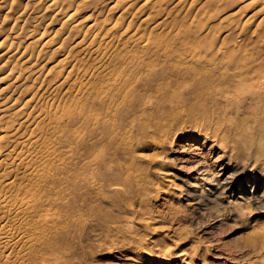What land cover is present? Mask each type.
Returning <instances> with one entry per match:
<instances>
[{"label": "rangeland", "instance_id": "374dc122", "mask_svg": "<svg viewBox=\"0 0 264 264\" xmlns=\"http://www.w3.org/2000/svg\"><path fill=\"white\" fill-rule=\"evenodd\" d=\"M26 1L6 0L13 8L1 10L5 19L0 22V53L9 40H20V45L13 58L0 61V104L13 105L12 112L34 93L36 100L32 105L41 100V95L45 97L59 86L58 96L51 101L70 111L60 124L59 132L49 140L56 141V153L49 157L48 165L55 175L53 184L46 183L36 196L39 203L48 202L43 214L55 215L57 220L49 230L51 237L39 247L42 253L51 245L53 250L40 256L35 263L260 264L264 261V248L248 242L246 231L252 223L264 222V209L258 204L233 207V196L226 199L215 195L211 190L214 179L217 182L216 178L226 168L229 173L234 171V165L226 155L217 157L218 150L210 154L209 144L199 136L197 128H191L186 136L180 134L182 127L198 126L202 123L200 120H190L186 116L170 118L164 125L165 134L158 133L152 125L145 139L139 140L144 135L141 126L148 122L147 114L153 110L151 99H154L143 84L147 80L156 84L155 73L163 74L167 70L159 67L154 73L146 65L135 63L170 65L173 58L189 59L192 56L201 65L209 67L207 63L211 59L217 62L215 58H222L217 50L227 46L233 55L232 63L246 59L253 61L257 57L264 59V20L251 19V14L246 12L257 11L264 0H140L137 6L144 1L147 6L141 10L135 6L122 14L110 8L112 0H63L61 5L53 0H33L42 3L41 17L25 12L20 14ZM69 2L73 3L70 12H57V7L64 10ZM94 5L100 11L98 21L103 22L95 32L85 34V41L95 38L94 41L104 49V33L109 24L116 22L117 28L112 35L117 50L128 45L124 44L128 36L120 35L123 27L131 31L139 26L142 35L166 45L159 50L145 47L132 51L124 58L111 48L113 65L104 64L110 77L92 80L86 86L83 98L65 97L63 93L70 91L71 84L80 81L81 73L93 65L96 54L80 61L72 69L69 83L63 84L56 72L68 71L70 67L61 60L67 52L76 55L72 40L63 42L59 52L54 51L56 43L64 37L61 35L67 32L62 27L63 16L73 13L69 24H75L79 19L85 20ZM145 15L147 19L143 21ZM30 17L33 27L24 35L20 33V26ZM239 18L244 20L240 26L245 29L242 36H237L233 29ZM155 25L158 27L153 29ZM205 26L207 29L203 30ZM60 30L63 32L58 34ZM5 35L11 37L6 42ZM24 47H27L25 55H31L35 67L30 77L19 83L16 77L26 76L23 64L19 63ZM241 51H246V56L240 57ZM219 66L215 67L222 69L215 73L220 77L230 78L236 71L232 64L221 63ZM250 75L247 72L241 77L247 79ZM18 83L20 88L13 92L9 86ZM0 124L11 125L1 120ZM31 131L30 128L22 129L23 134ZM75 133L79 137L71 138ZM10 140H3L1 145L9 146ZM163 153L168 158L162 159ZM248 153H254V148H248L243 155L228 150V157L242 167ZM39 169L42 173L47 167ZM22 171L13 173L16 185L24 183ZM160 172L169 174L162 176ZM4 173L0 171V178ZM198 188H202V193ZM263 188L260 187V191ZM174 189L179 193L172 194ZM250 189L251 186L247 187L245 195H249ZM22 195L18 194L19 197ZM10 205L11 202L0 203V218ZM246 207H255L254 219L248 223H239L238 218L228 215L229 209L242 211ZM186 245L197 247L194 255L183 250ZM183 251L185 256L180 257ZM3 262L35 264L15 256L9 259L0 256V263Z\"/></svg>", "mask_w": 264, "mask_h": 264}, {"label": "bare ground", "instance_id": "6f19581e", "mask_svg": "<svg viewBox=\"0 0 264 264\" xmlns=\"http://www.w3.org/2000/svg\"><path fill=\"white\" fill-rule=\"evenodd\" d=\"M53 1L59 5L63 2V0ZM139 1L112 0L113 5L110 8L122 14L126 10L137 6ZM146 2L144 1L141 5L137 6V10H141V8L147 6ZM41 4L33 0H27L20 14L25 12L41 17ZM72 4V2H69L68 8L66 7L64 10L57 7V12H70ZM119 5H122V7H118ZM9 7L13 8V6L7 5L6 0H0V22L5 19L1 14V10ZM246 12L251 14V19L261 18L263 21L264 3L259 6L257 11L247 10ZM134 13H132V16ZM99 14L100 11L94 5L85 20L79 19L72 25L69 22L73 19V13H67L63 16L62 27L66 28L67 32L61 35V37H64L60 42L56 43L54 51L59 52L62 50L63 42L67 43L70 40L73 41L74 48L76 49L75 56H71L70 52H67L61 60L70 69L68 71H65V69L63 71L57 70L56 72L60 74L59 78L63 80V84L69 83L71 71L79 65L80 61H84L91 54H96L93 65L81 73L80 81H75L71 84L70 91L63 93L65 97L83 98L86 94V86L92 80H103L106 75L107 79L110 77L107 70L108 67H105L104 64L107 63V66L113 65V56L109 51L115 46L112 34L117 28L116 22L109 24L103 36L104 41L102 44L107 51H103L104 49H102L101 44L94 41L95 38L85 41V34L87 32H95L100 23L103 22L98 21ZM146 19L147 16L145 15L142 20L145 21ZM242 21L244 20L239 18L237 19V23L233 25L237 36L244 34L245 29L240 27ZM30 27H33L32 17L24 25L20 26V33L27 35V30ZM157 27L158 25H155L152 28ZM188 27L193 28L191 24H188ZM13 29H10L9 32L12 33ZM206 29L207 26L203 30ZM62 32L60 30L58 34ZM121 34L128 36L126 43H124L128 45L119 50L114 47V50L119 52L117 55L121 58L132 54V51L145 47L159 50L166 45L164 42H155L151 37L142 35L139 26L131 31L123 27ZM10 38L8 35H5L4 42ZM19 42L20 40L16 42L13 40L8 41V47L6 46L0 53L1 62H7L8 59L15 56V52H17L16 50L20 45ZM26 50L27 47H24V50L19 55V58H21L19 63L23 64L22 70L26 74V76L21 78L16 77L19 83L29 78L30 73L35 67V63L31 60V55H25L27 54ZM228 50H230L228 46L219 48L217 51L222 55V58H215L217 62H213L211 59L210 63H207L208 65L210 64L209 67L201 65L192 56L189 59L173 58V61L170 60L172 63L170 65L145 63L142 61L135 62L136 65H146L154 73L159 67L166 68L167 70L163 74L155 73L156 84L152 85L149 83V80L143 84L145 90L151 91L150 97L152 95L154 99H151L153 110L147 114L148 122L141 126L144 135L139 140L142 139L141 141H143L145 139L152 125L155 126L158 133L165 134L164 125L170 118L177 119L178 117L186 116L190 120H200L202 123L198 126L182 127L180 134L186 136L187 134L185 135V133H190L191 128H197L200 133L199 136H202L203 141L209 144V153H217L218 150L219 156L217 155V157L220 158L222 157L221 155H226L228 161L235 167V170L230 173L227 171L228 168H226L220 174V177L216 178L217 182L213 176L211 177L214 179L215 185L211 187L212 192L214 191L213 193L219 196V198L226 197L227 199L233 196V199H231L234 201L232 202L234 204L233 207H240L244 204H258L264 209V188L260 191V187L264 186V59L257 57L253 61L246 59L239 63H232L233 55ZM239 56H246V51H241ZM221 63L232 64V68L236 66L235 69L233 68L236 71H232L234 74L230 73V78L217 76V72L216 75L215 71L219 69L217 67H220L219 64ZM183 66L184 68H182ZM223 67L225 68L224 65ZM247 72L251 74L250 77L243 79L241 76ZM221 74L223 76L224 72ZM79 82H81L80 86L77 85ZM19 83L9 86L13 88V92L20 88ZM59 89V86L54 87L45 97L41 95V100L32 105L36 100V93H34L25 101V104L12 112L10 111L15 108L13 105L0 104V120L11 123L10 126L0 124V171L5 172L0 178V187L3 190V193L0 194V203L11 202V205L3 211L0 218V256H5L6 259L15 256L35 263L39 260L40 256L51 253L53 250V245H51V248H47L42 253L39 247L49 240L51 237L49 230L54 227L57 220L55 219V215L43 214V210L46 208L45 204L48 202L39 203L40 200L36 196L46 183L53 184L52 181L55 175L52 172L53 169L48 167V165L49 157L56 153V141L53 139L49 142V140L59 132L60 124L70 115V111L67 108L55 106L54 102L51 101L58 96ZM167 106L168 110L165 111ZM29 108L31 109L29 110ZM23 128H30L32 131L29 134H23ZM78 137L79 134L76 133L71 135L73 139ZM11 138L13 140H10ZM5 139L10 140L9 146L1 145V142ZM248 148H254V153H248L246 162H242V167L234 164L231 156L228 157V150L237 151L239 155H243ZM162 156V159L168 158L166 155L164 157V153ZM161 157L159 156V158ZM154 162L159 163V160H154ZM40 167H47V169L40 173ZM18 170H23L22 180L24 183L16 185L13 173ZM159 174L167 176L169 173L160 172ZM207 183L210 184L209 180ZM249 183L252 185H249ZM250 186L251 189L248 190L249 195H245L247 187ZM201 189L200 193H202ZM175 190H172V194L174 195L179 193L174 192ZM19 193H23V195L19 197ZM228 203L232 204L231 202ZM254 208L246 207V210L243 209L242 211H231L229 209L228 215H231L232 218H238L237 221L239 223H248L252 218L254 219ZM220 213L218 212V214ZM145 219L143 220L146 222L147 219ZM246 231L249 235L247 241L263 249L264 222H254ZM183 250L188 255H194L197 247L186 245ZM184 256L185 252L183 251L180 257ZM0 264L10 263L3 262ZM260 264H264V261H261Z\"/></svg>", "mask_w": 264, "mask_h": 264}]
</instances>
